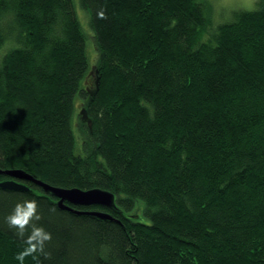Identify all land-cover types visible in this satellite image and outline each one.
I'll use <instances>...</instances> for the list:
<instances>
[{
  "label": "trees",
  "instance_id": "1",
  "mask_svg": "<svg viewBox=\"0 0 264 264\" xmlns=\"http://www.w3.org/2000/svg\"><path fill=\"white\" fill-rule=\"evenodd\" d=\"M81 2L91 65L73 0H0V169L109 190L76 208L112 219L0 188V264L26 197L52 239L24 264H264V0L215 28L204 0Z\"/></svg>",
  "mask_w": 264,
  "mask_h": 264
},
{
  "label": "water",
  "instance_id": "2",
  "mask_svg": "<svg viewBox=\"0 0 264 264\" xmlns=\"http://www.w3.org/2000/svg\"><path fill=\"white\" fill-rule=\"evenodd\" d=\"M0 174L7 177L0 180V188L5 190L28 191L31 187L27 184H33L42 188L46 193H50L56 198V205L61 209H66L76 213H87L96 215L103 219H112L111 214L105 210L83 209L76 207L99 206L101 208L111 209L116 206L115 195L109 190L102 188L81 189L78 187H61L51 185L32 174L20 168H8L1 170ZM136 217V215H133Z\"/></svg>",
  "mask_w": 264,
  "mask_h": 264
},
{
  "label": "clouds",
  "instance_id": "3",
  "mask_svg": "<svg viewBox=\"0 0 264 264\" xmlns=\"http://www.w3.org/2000/svg\"><path fill=\"white\" fill-rule=\"evenodd\" d=\"M38 204L35 199L25 198L18 201L6 219L10 226H14L21 236H24L23 246L15 254V259L24 264L25 257L38 259L40 255H47L46 245L52 239V234L43 225L35 223L40 219ZM30 229V230H29Z\"/></svg>",
  "mask_w": 264,
  "mask_h": 264
},
{
  "label": "rangeland",
  "instance_id": "4",
  "mask_svg": "<svg viewBox=\"0 0 264 264\" xmlns=\"http://www.w3.org/2000/svg\"><path fill=\"white\" fill-rule=\"evenodd\" d=\"M77 17L85 34V47L88 56V63L91 65L97 52L94 46L92 29L89 22L88 11L83 6L81 0H73ZM209 7L210 27L229 22L234 19L239 10H251L256 7L257 0H204ZM208 31V30H207ZM209 32V31H208ZM206 33V35L208 34ZM78 99H76V103Z\"/></svg>",
  "mask_w": 264,
  "mask_h": 264
}]
</instances>
